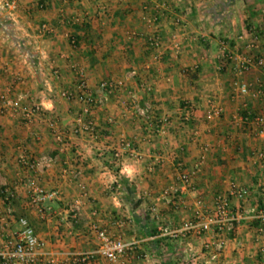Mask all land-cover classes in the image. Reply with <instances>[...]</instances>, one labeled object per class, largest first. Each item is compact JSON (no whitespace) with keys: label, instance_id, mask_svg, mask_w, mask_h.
Wrapping results in <instances>:
<instances>
[{"label":"crops","instance_id":"crops-1","mask_svg":"<svg viewBox=\"0 0 264 264\" xmlns=\"http://www.w3.org/2000/svg\"><path fill=\"white\" fill-rule=\"evenodd\" d=\"M150 16L158 17L151 26ZM43 24L50 27L45 34ZM152 34L162 42L159 60L160 51L149 44ZM174 37L179 52L171 46ZM252 44V53L264 58V0H19L14 12L0 8V96L26 94L43 108L32 122L13 110L0 113V247L23 228V217L62 263L70 253L98 248L97 226L149 253L134 264H261L264 232L257 220L224 233L223 249L212 260L203 245L215 241L213 235L163 237L151 210L158 207L172 227L197 221L231 181L251 189L247 206L263 200L264 162L253 157L264 150V68L237 72L238 58ZM74 64L85 69L95 94L104 80L123 81L103 105L92 107L94 135L74 131L83 104L61 97L76 88ZM236 79L263 83V93L236 97ZM133 92L156 122L169 119L165 132L149 128ZM219 104L222 117L210 119L209 109ZM47 118L59 121L67 147ZM124 140L132 150L115 160ZM207 143L210 153L203 152ZM200 160L191 186L167 202L164 191L179 186V175L195 171ZM75 169H82L81 178L72 176ZM36 186L58 197L35 203ZM233 207L239 210L240 202ZM85 264L111 263L96 256Z\"/></svg>","mask_w":264,"mask_h":264},{"label":"built area","instance_id":"built-area-1","mask_svg":"<svg viewBox=\"0 0 264 264\" xmlns=\"http://www.w3.org/2000/svg\"><path fill=\"white\" fill-rule=\"evenodd\" d=\"M143 2L151 0H142ZM19 7V0H1L0 8L6 9L10 12H14ZM79 20V19H77ZM158 20L156 16H150L147 18V23L151 26ZM50 30L48 24H43L40 33L45 34ZM171 45L172 48L179 52L181 50V43L177 37ZM75 42V40L73 41ZM149 44L152 48L160 51L162 47L161 39L158 35L152 34L149 37ZM254 45L249 46V50L246 54L241 55L238 58L237 72L238 75H243L249 72L254 67L264 68V58L256 56L252 53ZM162 52H158L155 56L156 59H161ZM77 75V85L75 89H65L61 92V97L66 100H77L83 104L82 112L77 117L78 126L75 128V132H85L90 135L96 133V124L89 118L92 107L97 105H103L106 99L116 94L121 87H123L122 80L107 79L102 81L98 87V93L95 94L88 82L86 71L79 65H73ZM56 76H59V70L53 71ZM256 87V89H254ZM244 81L242 79H236L233 82L234 93L236 97H245L253 95L259 97L263 91V83H259L258 86ZM150 90V88L147 87ZM133 102L136 104V110L144 117L147 125L150 129L156 132H165L166 125L169 121L167 117L159 119L157 122L150 112V107L142 108L138 104V95L136 92L132 93ZM26 94H20L17 98L11 97L8 93H4L0 96V113L6 111L20 112L24 118L32 122L37 117L43 116L42 105L38 103L28 102ZM224 113V106L219 104L212 106L208 111V117L210 119H219ZM190 116L185 117L189 120ZM47 125L51 129L56 140L62 144L63 147H67L68 141L65 133L62 130L59 121L56 118H47ZM259 123V121H257ZM260 135H264V129H260ZM194 135L198 136L199 131L195 130ZM124 150H132V143L129 141H123L122 145L118 149H114L113 157L115 160L122 158ZM212 145L207 143L203 145V152L210 153ZM134 155L136 152L132 151ZM254 162H264V150L257 151L254 155ZM202 160L196 164L195 171L182 172L179 175L180 185L167 188L164 191V199L171 203L177 197L180 189H186L191 186L192 178L195 172L199 170ZM65 173H69V170H64ZM72 176L76 179L81 178L83 172L82 169H75L71 171ZM82 189L85 191L86 186L83 182H80ZM36 196L33 201L35 203L43 202L47 199H53L58 197L57 191H47L41 186L34 188ZM251 189L247 186L241 185L237 181H231L226 191L218 192L214 197V206L212 210L206 214L199 213L197 221H187L178 227H172L165 222V218L162 215L158 207H152V217L156 223V228L159 234L163 237L171 239H184L192 233H199L201 235L210 233L216 239L215 241L206 240L203 248L210 252L212 260H217L219 253L223 249V241L221 239L224 233L235 231V229L245 220L253 219L260 223V231L264 232V198L256 205L247 206L246 202L251 196ZM234 200L240 202V209L235 210L233 207ZM202 205L201 201H198ZM19 222L23 228L15 232L13 239L6 242L0 247V259L3 264H85L93 257L100 256L111 264H134L133 260L147 261L149 259L148 252H139L138 243L127 242L123 235L111 234L107 229H99L95 226L97 231V237L99 240V246L94 251L85 253H70L69 260L62 263L56 253L49 252L46 249V242L41 239L35 232L34 228L30 225L26 218H20ZM264 264V261L261 263Z\"/></svg>","mask_w":264,"mask_h":264}]
</instances>
